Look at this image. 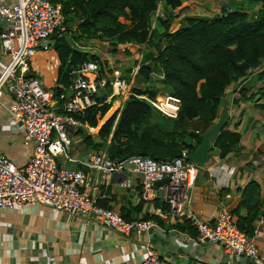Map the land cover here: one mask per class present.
Segmentation results:
<instances>
[{
  "label": "trees",
  "instance_id": "obj_1",
  "mask_svg": "<svg viewBox=\"0 0 264 264\" xmlns=\"http://www.w3.org/2000/svg\"><path fill=\"white\" fill-rule=\"evenodd\" d=\"M51 1L61 4L65 15L62 27L56 30L59 35L53 40L60 64L56 85L50 88L57 92L69 87L73 71L86 62H99L100 76L111 73V69L107 70L108 73L105 71L108 62L86 48L97 47L102 41L109 42L115 51L128 43L145 44L150 48L144 54L143 62L137 64H140L145 80L151 84L145 88H133V94L122 109L100 126L99 140L86 135V142L93 150L105 149L116 161L132 155L172 159L181 156L186 149L192 153L201 144L203 134L219 118L229 87L243 82L253 70L264 66V0H248L261 4L255 12L223 8L214 16L191 13L180 18L179 14L170 11L167 16L158 18L156 28H152L153 14L159 3L173 9L181 6L183 0ZM194 10L197 11L198 6H194ZM73 17L79 19L77 28H63ZM153 73L162 76V90L153 85ZM258 76L264 78V69ZM248 90L242 88L233 102L239 104L241 100L254 99L255 93L248 96ZM110 92L111 85L108 84L105 95L96 96L98 103L77 116L86 126L99 127L114 101L104 102ZM141 94L153 98L159 94H171L180 98L178 117L165 118L150 102L140 98ZM193 120H198V133L188 129ZM242 136V132L231 129L228 123L214 147L224 158L240 148ZM262 153L256 152L254 156ZM262 190L258 181L249 182L242 189L240 204L234 210L238 227L250 237L261 217ZM156 205L166 212L170 210L166 201L156 200ZM243 208L245 214L241 213ZM156 218L155 215L144 217L148 220ZM176 226L195 228L190 219Z\"/></svg>",
  "mask_w": 264,
  "mask_h": 264
},
{
  "label": "crops",
  "instance_id": "obj_2",
  "mask_svg": "<svg viewBox=\"0 0 264 264\" xmlns=\"http://www.w3.org/2000/svg\"><path fill=\"white\" fill-rule=\"evenodd\" d=\"M13 1L0 0V3ZM188 1L183 0V3ZM252 4H257V9L261 5ZM221 7V10L230 8V3L224 2ZM53 40L50 38L43 43L30 64L31 74L40 77L47 87L56 85L60 64ZM103 43L107 45L108 53H101L99 46L85 49L98 53L108 62L107 68L111 73L107 71V75L101 76L110 77L119 70L128 78L131 87L135 83L132 89L151 84L145 80L140 67L137 70V63L141 64L144 54L150 50L148 46L128 43L115 51L109 42ZM8 64L9 57L3 53L0 40V76ZM262 69L264 66L253 70L243 82L228 89L229 127L242 132L240 148L222 158L219 149L213 146L208 165L200 168L198 173H192L191 209L204 221L214 222L218 211L223 208L230 210L237 220L234 210L240 204L242 189L253 180L262 185L264 197V161H260L264 154L254 156L256 152H264V109L260 107L264 104V78L262 81L257 78ZM152 76L153 85L162 90V76L157 73ZM244 87L249 89L248 96L258 92L257 96L235 104L233 98L239 96ZM120 99L125 102L127 96H121L116 103ZM12 102L13 97L9 93L0 98V149L18 166L24 167L32 156L33 146L25 144L24 127L15 122L7 110ZM192 123H196L194 128L198 131V120L191 121L188 129L192 130ZM91 128L94 127L86 126L73 135L70 149L58 156L62 164H69L70 157L84 159L93 150L86 142V135H92L96 141L99 137L90 132ZM120 178V175H114L107 184L94 185L89 191L103 205L121 212L127 219L157 216L151 219L155 225L149 231L142 235L123 236L92 217L72 215L40 203L31 206L18 204L14 208L0 210V264H138L146 255L147 245L156 248L172 264H264V205L252 236L261 256L260 262L256 263L249 258L229 254L221 243L197 241L196 228L180 229L176 226L188 219L186 215L160 216L159 212L164 210L156 205V200L165 201L163 186L166 182L155 186L154 198L145 201L141 196L139 176H134L132 189L122 188L118 184ZM241 213L245 214L246 209L243 208Z\"/></svg>",
  "mask_w": 264,
  "mask_h": 264
},
{
  "label": "built area",
  "instance_id": "obj_3",
  "mask_svg": "<svg viewBox=\"0 0 264 264\" xmlns=\"http://www.w3.org/2000/svg\"><path fill=\"white\" fill-rule=\"evenodd\" d=\"M155 17H164L160 4L153 22ZM64 21L61 4L51 0L0 3V40L3 53L9 57V64L0 76V98L5 93L13 97L7 110L24 127L25 144L33 146L32 156L24 167L0 149V210L40 203L72 215L92 217L123 236L142 235L155 223L144 218L125 219L121 212L101 205L89 189L107 184L114 175L121 176L118 184L122 188L132 189L134 176H139L141 196L150 201L155 196L156 182L168 179L163 190L170 210L160 211V216L186 215L197 229V241L221 243L229 254L259 263L261 256L256 242L238 227L230 210L220 209L214 222L204 221L192 211V173H198L200 167L188 160L187 149L181 156L166 160L132 155L116 161L107 150H92L84 159L70 157L69 164L59 161L58 156L70 149L73 135L86 127L77 116L98 103L96 96L105 95L108 84L111 92L104 102H116L121 96L129 98L133 94L130 82L119 70L110 77L100 76L101 66L97 61L86 62L74 70V77L63 92L45 86L40 77L31 74V60ZM139 67L137 64V70ZM139 97L167 119L179 115L181 100L174 95ZM260 161H264V156ZM138 264L172 263L152 245H147L146 255Z\"/></svg>",
  "mask_w": 264,
  "mask_h": 264
},
{
  "label": "rangeland",
  "instance_id": "obj_4",
  "mask_svg": "<svg viewBox=\"0 0 264 264\" xmlns=\"http://www.w3.org/2000/svg\"><path fill=\"white\" fill-rule=\"evenodd\" d=\"M224 2H229L230 3V9H235V8H240V9H244L250 12H255L256 10H258L257 4H252L251 2L247 1V0H235V1H231V0H199L198 1H191L189 0L187 3H183L181 6L177 7V8H169L167 7L163 2H160V9L164 10V16H167L168 13L170 11L179 14L180 18L184 15H188L191 13H199L201 15L204 16H214L217 15L219 13L222 12L221 10V6ZM194 6H198V10L195 11L194 10ZM79 23V19L76 17H73L70 21H68L67 23H65V25L63 26V28H71L73 30H75L77 28V25ZM154 26L153 28H156L158 26V19L155 17L154 19ZM159 29V28H158ZM76 45H79V42L75 41ZM99 50L101 51V53H108L107 52V45L103 43V41L100 43L99 45ZM90 48V47H89ZM92 51V50H91ZM98 54V53H97ZM99 55V54H98ZM107 67L105 69V71H107ZM259 76L257 75V78ZM128 79V78H127ZM263 79H260V81H262ZM129 82V81H128ZM260 83V82H259ZM135 86V83L132 85V87ZM131 87V88H132ZM258 92L255 93V95L257 96ZM263 95V93H260ZM126 97V96H125ZM261 100V99H259ZM264 101V99H262ZM124 102L122 101V99H120L119 102H113L112 103V107L110 108V110L108 111V113L106 114V116L100 121V125L99 127L103 124V122L110 118L112 115L118 113V111H120V109H122ZM123 104V105H122ZM262 109H264V107L260 106ZM196 123H192V126L190 127V129L195 130ZM90 128V127H89ZM90 132H93L96 137H99V128L98 129H94L91 128Z\"/></svg>",
  "mask_w": 264,
  "mask_h": 264
},
{
  "label": "water",
  "instance_id": "obj_5",
  "mask_svg": "<svg viewBox=\"0 0 264 264\" xmlns=\"http://www.w3.org/2000/svg\"><path fill=\"white\" fill-rule=\"evenodd\" d=\"M58 33L51 35L55 39ZM229 96H226L223 103L221 113L216 122L203 134L201 144L192 152L187 155L188 160L196 163L200 168H205L210 159L211 151L213 149L216 139L219 137L221 131L228 125L230 119L229 113ZM168 179L156 182L155 186L167 182Z\"/></svg>",
  "mask_w": 264,
  "mask_h": 264
}]
</instances>
